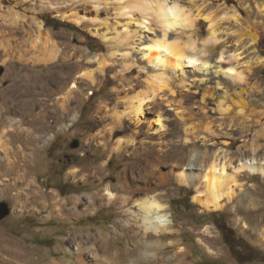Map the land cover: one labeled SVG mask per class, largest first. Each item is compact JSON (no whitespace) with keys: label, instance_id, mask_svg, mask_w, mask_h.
<instances>
[{"label":"rangeland","instance_id":"obj_1","mask_svg":"<svg viewBox=\"0 0 264 264\" xmlns=\"http://www.w3.org/2000/svg\"><path fill=\"white\" fill-rule=\"evenodd\" d=\"M154 3L0 0V202L11 208L0 222V264H264L234 240L229 247L219 228L264 255L262 175L239 173L238 196L217 211L172 178L138 191L153 152L167 158L157 171L176 173L192 158L199 170L225 163L228 176L242 160H264V0H168L189 16L175 29ZM164 35L199 63L151 61L148 48ZM154 91L146 123L118 121L126 98ZM124 172L136 193L120 190ZM109 188L134 201L99 199ZM150 196L168 205V233L146 234L131 216L135 200Z\"/></svg>","mask_w":264,"mask_h":264},{"label":"bare ground","instance_id":"obj_2","mask_svg":"<svg viewBox=\"0 0 264 264\" xmlns=\"http://www.w3.org/2000/svg\"><path fill=\"white\" fill-rule=\"evenodd\" d=\"M138 1H140V0H138ZM167 2H168V0H167ZM143 4L145 5V2H143ZM154 4H158L157 0H156V3H154ZM145 6H147V5H145ZM148 6L151 8L153 5L152 6L148 5ZM154 11H156L157 16L161 19V21H163L165 23V26L169 29H175L176 27H179V26H182L183 24H186L184 22L177 23V22L173 21L169 16L160 14L159 10L156 7H155ZM74 20H75L74 22H76L78 25L81 22L79 18H75ZM36 25H37V31L39 33L37 41H39L40 44H44V50L49 53V54L48 53L47 54L50 55V57L55 56L56 52L53 49L54 46L52 45L50 38L48 37L44 40L42 37L43 25L42 24H36ZM166 36L164 35V37L162 39H164ZM160 41H155L153 43V45L152 46L150 45L148 48L149 53H147L148 54L147 57L150 59L153 58V60H151V61L156 62L157 64L163 65L167 61L168 56L169 57L171 56L173 58L172 64L175 62L174 66L176 65L177 67H181L184 60H180L177 57L184 56V57H187L188 59H193V58L188 56L187 50H185L184 48H182V49L178 48V46L175 43H172V51H173L174 55L164 56L163 55L164 53L162 51H160L155 46ZM169 41L170 40H168L166 37L165 42H169ZM37 47L38 46L35 45V48H33V49H38ZM146 49H147V47H146ZM40 50L42 52V48ZM93 58H94V61L100 62V59L97 56H95ZM153 79H154V82H156V83H158V82L167 83L168 82L167 80L163 81V79H161V76H157V75H154ZM72 88L73 89L78 88V85L76 84V82H74ZM159 89L163 90L162 87H159ZM156 96H157L156 92L154 91V93H152V95L150 97L146 93H141L139 95H136V96H133L130 98H126L125 101L127 104L126 105L127 108L124 111H122L121 113H118V114H120L118 116V121L122 120V119H127V120L131 121L132 123L136 124L137 126H139L143 123H146L148 121V120L146 121L147 114L149 113V111H147V110L151 109V107H147L146 105L149 102L154 101ZM114 120L117 121V119H114ZM163 122L164 121L162 119V115L160 114L159 118L157 119V123L160 125L159 129L164 128ZM148 124H149L148 128L150 130L152 123L148 122ZM156 131H158V129ZM121 143H119V144H121ZM124 143H126V142L124 141L122 144H124ZM121 146H123V145H121ZM175 157H177L175 160V163H177L178 165L179 164L181 165V164H183V162H185L186 156L183 157L180 155H177V156L175 155ZM165 158H166V155L164 153H161L160 151L153 152V153L149 154V156L145 160L148 164V170L144 174L145 185H139L138 191L142 190L143 188L148 189V190H153V189H155L153 186H156V188H158V187L166 184L172 178L178 184H181V185H185V186L194 185L195 190L197 191L196 195L194 196L195 203L198 204L199 206H201V208L208 210V211L221 210L225 207V205L228 202L233 201L238 196V190H239V188H241V185L239 184V182L237 180V175L239 173L246 171V172H249L250 174H260L264 177V160H258L256 158L249 159V160L246 159V160L240 161L239 167L237 169L238 172L232 176H228L226 174L225 163L224 164L221 163L222 165H220L216 160L212 161L211 164H209L208 166L206 165L207 167H202L199 170L196 167L197 166V159L196 158H192L191 162L187 166H181L182 169L179 173L175 172L174 166L169 171L158 170L159 171L158 172L156 170V168L160 167V165H162L166 162ZM183 165H185V164H183ZM126 172H127V170H126ZM126 172H124L121 175V179H120L121 185L119 188H120V190H122L126 193L134 194L137 192V190H134L133 187L131 186V183L129 182V179H128ZM155 179H156V181H154ZM201 189H204L205 191L202 192ZM37 193H38V191H37ZM37 197H39V196H37ZM149 198H154L156 200H159L157 196H150V197H146L143 199L135 200L133 207L138 208L139 213L137 214V213H134V211H131L130 212V213H132L131 216H134L135 221L140 223L139 227L142 228L146 234L147 233H153L155 235H162V234L168 233L170 231V226L172 225V220H171V223H169L167 226H162L160 223H158L157 219H156L157 212L150 210L148 205H147ZM99 199H101L103 201L107 200L109 202L120 201L124 205H126V204L129 205L132 203V201H134L133 197H126L124 194H123V196H119L110 188L107 189L106 192L103 193V196ZM166 211H167V209H166ZM166 223H167V221H166ZM146 245H147V243H146Z\"/></svg>","mask_w":264,"mask_h":264},{"label":"clouds","instance_id":"obj_3","mask_svg":"<svg viewBox=\"0 0 264 264\" xmlns=\"http://www.w3.org/2000/svg\"><path fill=\"white\" fill-rule=\"evenodd\" d=\"M155 7L159 10L160 14L169 16L173 21L180 23L184 22L186 18L185 10L178 4L174 3L171 6L167 2V0H163V2L158 3L155 5ZM195 49L193 48V51ZM193 61H197L196 59H192ZM147 205L150 210L157 212V222L160 223L162 226H167L169 223H171V216L166 211L168 208V205L156 200L154 198H149ZM161 218H164L167 223H161Z\"/></svg>","mask_w":264,"mask_h":264},{"label":"trees","instance_id":"obj_4","mask_svg":"<svg viewBox=\"0 0 264 264\" xmlns=\"http://www.w3.org/2000/svg\"><path fill=\"white\" fill-rule=\"evenodd\" d=\"M231 2V0H229ZM94 40V39H93ZM101 45H98L97 42L94 40V42H91L88 44V47L91 49V50H97L99 49ZM212 217H219V219H221L223 217L222 214H210ZM210 215H208V217H211ZM217 226L219 227L218 223H217ZM220 230L222 231V234H223V237L225 239V242L226 244L232 248V243L230 241L234 240L238 246H243L245 249H247L253 256H256L257 259L259 258H263V259H259L260 260H264V255L263 253L258 250L257 248L255 247H252L250 246L249 244H247L245 241H243L242 239H237L235 237V233H234V230L231 228V227H228L226 226L225 228L223 227H219ZM235 238V239H234Z\"/></svg>","mask_w":264,"mask_h":264},{"label":"snow or ice","instance_id":"obj_5","mask_svg":"<svg viewBox=\"0 0 264 264\" xmlns=\"http://www.w3.org/2000/svg\"><path fill=\"white\" fill-rule=\"evenodd\" d=\"M184 23H186V24L189 23V16L188 15H186ZM165 41H166V37L164 39H162L160 42H158L155 46L166 55H174V53L172 51V42H170V41L165 42ZM177 58L180 60H187V62L189 64H192V65H196L199 63V61H193L192 59H188L187 57H184V56H179ZM204 66L208 67L207 64H205ZM161 223H166V220L164 218H161Z\"/></svg>","mask_w":264,"mask_h":264},{"label":"water","instance_id":"obj_6","mask_svg":"<svg viewBox=\"0 0 264 264\" xmlns=\"http://www.w3.org/2000/svg\"><path fill=\"white\" fill-rule=\"evenodd\" d=\"M4 70L5 69L3 67L0 69V77L3 75ZM78 146H79L78 141H75L72 144L73 148H77ZM10 214H11V208L9 204L6 202H0V222L6 219Z\"/></svg>","mask_w":264,"mask_h":264}]
</instances>
